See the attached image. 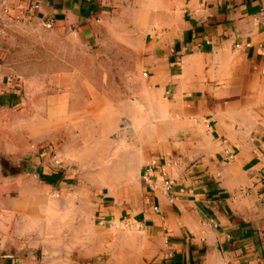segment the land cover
<instances>
[{"label":"crops","instance_id":"1","mask_svg":"<svg viewBox=\"0 0 264 264\" xmlns=\"http://www.w3.org/2000/svg\"><path fill=\"white\" fill-rule=\"evenodd\" d=\"M0 264H264V0H0Z\"/></svg>","mask_w":264,"mask_h":264},{"label":"rangeland","instance_id":"2","mask_svg":"<svg viewBox=\"0 0 264 264\" xmlns=\"http://www.w3.org/2000/svg\"><path fill=\"white\" fill-rule=\"evenodd\" d=\"M39 37L38 41L34 43L25 44L23 46L24 52L28 54V57L24 62L20 64V68L26 74H28V79L30 85L35 88L36 86H41L45 89H37V91L33 93L34 97H40L43 99L47 98V86H48V71H49V33L47 28L40 30L37 35ZM39 42V44H37ZM19 80H21L19 78ZM63 160V159H62ZM57 174L60 176L61 179L66 177H71L73 184L79 183L81 178H85L90 181H96L98 175H91V174H72L68 175L67 169L65 167L64 161L62 162L61 166L57 168ZM44 257V256H43ZM39 261H42L43 258L41 255L38 257Z\"/></svg>","mask_w":264,"mask_h":264},{"label":"built area","instance_id":"3","mask_svg":"<svg viewBox=\"0 0 264 264\" xmlns=\"http://www.w3.org/2000/svg\"><path fill=\"white\" fill-rule=\"evenodd\" d=\"M32 11L34 12H36V13H39L40 11H41V4L39 3V2H37V3H35L33 6H32ZM54 23V19L53 18H51V19H49V21L47 22V24H53ZM152 167H154V165L152 166ZM155 168V167H154ZM154 168H151V170H150V172L149 173H151V171L152 170H154ZM150 174H147L146 175V181H149L150 180ZM166 185H167V190L169 191V192H171V190H172V187H173V183L172 182H170V181H168V182H166Z\"/></svg>","mask_w":264,"mask_h":264},{"label":"water","instance_id":"4","mask_svg":"<svg viewBox=\"0 0 264 264\" xmlns=\"http://www.w3.org/2000/svg\"><path fill=\"white\" fill-rule=\"evenodd\" d=\"M58 18H62V17H58Z\"/></svg>","mask_w":264,"mask_h":264}]
</instances>
